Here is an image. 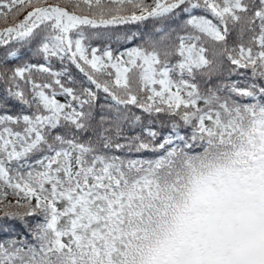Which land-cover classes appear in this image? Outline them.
<instances>
[{"label":"snow or ice","instance_id":"1","mask_svg":"<svg viewBox=\"0 0 264 264\" xmlns=\"http://www.w3.org/2000/svg\"><path fill=\"white\" fill-rule=\"evenodd\" d=\"M0 47V264H264V0H0Z\"/></svg>","mask_w":264,"mask_h":264},{"label":"trees","instance_id":"2","mask_svg":"<svg viewBox=\"0 0 264 264\" xmlns=\"http://www.w3.org/2000/svg\"><path fill=\"white\" fill-rule=\"evenodd\" d=\"M50 1L54 2V0H50ZM149 2H150V0H149ZM22 18L23 17H21V19ZM159 26H161V25L158 22L153 21L152 19H149V20L144 21V22L139 23V24L117 26L115 34L113 35L112 40H110V41H96V42H94V44L98 45L101 48H103L106 43H110L111 47H112V49L114 51V54H115L118 51H123L124 49L132 47L135 44H138V43L141 42L139 39L133 41L132 43H125L122 40L117 42V40L115 39L116 35H122V34H124L126 32L129 33V34H131L132 32H135V33H138V34H141V33L147 34V33L151 32L154 29V27H159ZM231 39H232V37H230V40ZM14 46L15 45H9L7 47H14ZM7 47H0V56H2L3 53L7 50ZM22 52H24V55L21 57L20 60H12V61H10V63H9L10 67L14 66V65H17V64H21V63H23L25 61L36 62L35 60H33L27 54L26 50H22ZM53 65H54L55 69H59L61 67V65L58 62H55V61L53 62ZM111 71L114 72L115 70L112 69ZM71 72H72L73 76L78 81L83 79L82 74L79 73L78 70L74 66H71ZM103 78L107 79V77H103ZM233 79H235V77H233ZM2 88H3V86L0 85V95L3 94ZM98 95L100 97V99L98 101V105H106L108 103V101L105 100L104 94L102 92H100ZM57 98L59 100H61V102L64 101V97H62V96H58ZM18 108H19V105H13L12 111L15 112V111H17ZM133 111L137 115H142L144 117L145 123L148 122L149 118L145 114H143L141 112V110L134 108ZM99 113H100V108L98 107L97 108V115H99ZM161 119H165V118L161 117ZM153 126L157 128V130L161 133L162 136L163 135H167L168 132L171 130L170 125L167 124L166 120H165V126H160L158 123L153 125ZM136 131H139V129L137 128ZM186 132H187V129H182L181 130V134H185ZM17 234H26L25 229L23 228V226L19 222H17L16 225H15V231L9 233V235H13V236H15ZM5 235H6L5 233H0V239L5 238Z\"/></svg>","mask_w":264,"mask_h":264},{"label":"rangeland","instance_id":"3","mask_svg":"<svg viewBox=\"0 0 264 264\" xmlns=\"http://www.w3.org/2000/svg\"><path fill=\"white\" fill-rule=\"evenodd\" d=\"M50 2H53V1H50Z\"/></svg>","mask_w":264,"mask_h":264}]
</instances>
